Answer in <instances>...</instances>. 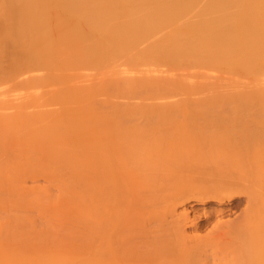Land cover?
Returning <instances> with one entry per match:
<instances>
[{
	"label": "bare ground",
	"instance_id": "bare-ground-1",
	"mask_svg": "<svg viewBox=\"0 0 264 264\" xmlns=\"http://www.w3.org/2000/svg\"><path fill=\"white\" fill-rule=\"evenodd\" d=\"M0 6V78L26 73L37 77L43 71L52 84L69 86L81 70L100 74L125 60L134 68L145 64L143 72L146 64L151 63L150 68L156 62L175 68L180 78L166 80L156 65L165 80L155 81V75L154 88L180 90L184 96L173 93L174 99L181 98L176 104L168 99L179 117L176 109L167 111L164 98L153 102L166 108H150L152 102L125 105L129 110L132 104L126 122L143 113L145 123L140 116L139 125L122 123L126 116L121 112V122H103V108L93 107L96 101L89 97L82 105L59 109L36 106L33 111L23 102L0 107V264H208L210 259L213 264H264V113L248 122L238 112L229 117L195 111L192 128L187 117L190 106L217 109L231 104L264 110V0H5ZM7 45L11 52L5 50ZM184 67L203 69V74H195L201 79L207 76L205 70H217L229 77L246 75L253 82L237 84L231 92H208L211 84L192 81L191 74L181 73ZM151 72L137 77L148 79ZM137 80L117 83L125 82L129 93L139 85L152 90V79ZM71 85L70 91L90 92L73 86L74 81ZM103 91L109 93L106 86L94 93ZM150 93L158 97L156 91ZM199 95L202 98H196ZM116 106L112 114L119 112ZM204 116L207 128L201 122ZM210 164L213 171L207 173L204 167L209 170ZM40 179L53 185L57 181L60 195L69 199L48 202L51 194L38 185ZM30 182L34 187H27ZM241 187L249 189L253 206L244 223L233 228L229 220H221V204ZM180 190L176 199L195 192L201 196L195 203L174 201ZM30 196L41 208L45 201L49 208L52 200L63 203L48 209L59 223L26 226L23 210L25 203L33 202ZM210 198L217 207L207 210L208 217L202 211L208 219L201 222L197 209ZM72 217L84 223L86 233L68 227ZM213 217L217 220L208 229ZM202 228L207 230L202 233Z\"/></svg>",
	"mask_w": 264,
	"mask_h": 264
},
{
	"label": "rangeland",
	"instance_id": "rangeland-1",
	"mask_svg": "<svg viewBox=\"0 0 264 264\" xmlns=\"http://www.w3.org/2000/svg\"><path fill=\"white\" fill-rule=\"evenodd\" d=\"M2 1V3H0V4H3V2L5 1H3V0H0V2ZM0 8H2V6H0ZM8 46V45H7ZM6 46V47H7ZM5 47V46H4ZM10 47L8 46L7 47V49L5 48V50L6 51H8V49H9ZM12 51V48H10L9 49V52H11ZM120 62V61H119ZM118 63V62H117ZM117 63L115 64V65H113V66H111L110 68H107L106 70L105 69H103V70H100V74H98L97 72L95 73V70H94V72H93V70L91 71V70H86V72L83 74V70H81L82 71V74H81V76H80V74L77 76V74H78V72L80 71V70H78V72L77 73H75V75L77 76V77H75V78H73L72 79V82L69 84V86L72 84L73 85V81H74V83H75V85H73V86H75L76 87V85L78 86V87H81V86H84V88H88L89 89V91L90 92H88V91H83V92H73V91H70V87L69 86H67V85H65V84H62V83H60V82H56L57 84H52V81H50V80H47L46 79V76L44 75L45 74V72L44 73H41V72H43V71H39L38 73L40 74H38L37 72H35L36 74H38L37 75V77H33V75H32V77H30V74H27L26 73V76H25V74H24V76L23 75H18V76H15V77H13V78H8V77H6V78H0V107H4V108H8V107H10V106H13L14 104L16 105H18V104H22V103H20V102H23V104H22V106H24V107H26L28 104H29V107H34L33 109H30V110H33L34 111V109L35 108H37V107H40V109H48V110H50V109H59V108H61V107H67V106H71V107H75V106H78V105H82V99L84 98V97H89V98H91L90 100L92 101V99L94 100L92 103L94 104V102L96 101V103H95V105H92V103L91 104H89V105H92L93 107H98L99 105H100V107H102L103 108V110L100 108V107H98V108H100V112L101 113H104V117H103V119L102 120H104L103 122H109V123H111L110 121L111 120H109L110 118H112V120L113 119H116L117 121H120L124 116H126V118H128L129 116H130V114H131V112H129V110L131 111V106H132V104L133 105H135V107L137 106V103H138V106H140V104L141 103H143V105L145 104V105H149V102H152V103H150L151 104V106H152V104L153 103H155V105L153 104V106L151 107L150 105H149V107L150 108H166L167 106L169 107V108H167L168 110L167 111H171V112H175L176 110H177V113L179 112L178 110V108L176 109V107L174 108V110H173V107L171 108V106H169V104H171V103H173V102H175V104H176V101H177V103H179V100H181V98L183 97L184 98V96L183 95H181L180 94V90H178V91H176V90H174V89H171V88H167L166 89V87H164V86H156L157 88L155 89L154 87H155V85H157V82H155V81H160V79L158 78V77H161V79L162 80H165V77L164 76H166V80H167V78H169L168 80H171L170 82H172V83H174L173 81H178V80H175L174 78H180L179 76H177L176 74H178V73H180V72H178V73H176L175 71V68L174 69H171V68H173V67H169L168 65H166V63H164L165 64V67H164V64L162 63V67L161 66H159L156 62H154V63H152V67H150L149 68V64H150V66H151V63H149V64H146V66H148V68L150 69V70H153V72H151V71H147V69H146V71H143L142 72V70H144L143 68L145 67V64H143V65H140V67L141 66H144L142 69L139 67L138 68V66H137V68H136V66H135V68L133 67V65L131 64V65H129V66H132V67H129L128 66V64L129 63H127L126 64V61L124 60H121V62L120 63H118V65H117ZM126 64V65H125ZM156 65H158V67L160 68V72H161V70H162V72H165V73H167V74H165V73H162L163 75V77L161 76V75H158V74H161L160 72H158V67L156 66ZM167 66V67H166ZM118 67V68H117ZM154 67V68H153ZM163 67H164V69H163ZM188 67V66H187ZM134 70H132V69ZM146 68V67H145ZM151 68H153V69H151ZM185 68V67H184ZM126 69V70H125ZM139 69V70H138ZM120 70V71H119ZM129 70H131V71H129ZM136 70V71H135ZM141 70V71H140ZM155 70H156V72H155ZM173 70H175V71H173ZM74 71V70H73ZM91 71V72H90ZM124 71V72H123ZM167 71V72H166ZM181 71V70H180ZM203 71V69L202 70H200V69H196V68H185L184 70H182V74L183 73H189V75L191 76V77H193L192 78V81H198V82H206V83H209V84H211V88L212 89H210L208 92H215L216 90H224V91H226V90H234V89H236V85L237 84H242V83H249L250 81H252L253 82V80H248V78L246 77L245 78V76L243 77V76H240L239 74L238 75H231L230 77L229 76H227L226 74L224 75V74H221L220 72H216L217 70H215V71H213V70H205V72H207L206 73V77L205 78H203L202 77V79H201V77H198V79L196 80L195 78H197L196 76H195V74L197 73V72H202ZM213 71V72H212ZM118 72H122V73H125V74H122V73H118ZM128 72V74H126ZM134 72V73H133ZM142 72V73H141ZM148 72H151V74H149L148 76L152 79H150V78H148L147 79V76L146 75H143V78H144V80L146 79L147 81L149 80H151V84H149V89H151L152 88V90L150 91V92H155L156 91V93H158V94H156V95H158V97L156 96V97H151V95H153L152 93H150V92H148L147 90V88H148V86H147V90H145V87H143L142 85H139V86H135V89H134V87L131 89V93H133L132 95H130L131 93H129L130 92V89H129V91L127 90L128 88L126 87V84H124L125 85V91L122 93V90H124V88L123 87H120V86H122L123 85V83H125V82H130L129 80H132V81H136L137 79H139L140 77H137V76H142V74L144 73V74H146V73ZM158 72V73H157ZM169 72H174L173 74H170ZM31 73V72H30ZM34 72H33V74H35ZM79 73H81V72H79ZM116 73H118V74H116ZM132 73V74H131ZM176 73V74H175ZM187 73V74H188ZM106 74V75H105ZM131 74V75H130ZM169 74V75H168ZM198 75H200L199 73H197ZM196 74V75H197ZM202 74H203V72H202ZM201 74V75H202ZM29 75V76H28ZM103 75H105V76H103ZM136 76V80H134V78H131L130 76ZM151 75H154V76H151ZM155 75H158V76H156L155 77ZM192 75H194V76H192ZM36 76V75H35ZM102 76L104 77V78H102ZM145 76V77H144ZM203 76V75H202ZM115 79H114V78ZM116 77H117V79H116ZM122 77H124V78H122ZM128 77H130V79H128ZM155 77V78H154ZM173 79H172V78ZM38 78V79H37ZM40 78H41V80H40ZM111 78H113L114 80H118V81H115L114 82V80L112 81L111 80ZM143 78L141 77V80L139 79V81H142L143 80ZM153 78L154 79H156L155 81L153 80ZM164 78V79H163ZM32 79H33V81H32ZM35 79V80H34ZM44 79H46L45 80V82L44 83H40V81H42V80H44ZM76 79H78V81L76 80ZM121 79V80H120ZM123 79V80H122ZM157 79H159V80H157ZM191 79V78H190ZM264 79V76L263 77H261L260 78V80H263ZM76 80V81H75ZM110 80H111V82H113V83H115V86L116 85H118V86H114V84L112 85V83L110 82ZM126 80V81H125ZM259 80V81H260ZM36 81H38L39 82V84L38 85H36L37 83H36ZM121 81H125V82H123L122 84H120L121 83ZM138 81V80H137ZM138 81V82H139ZM153 81V82H152ZM111 84H110V83ZM117 82H120V83H117ZM168 83H169V81H167ZM154 83H156L155 85H153ZM213 84H215V85H213ZM71 85V86H72ZM107 85H110V86H107ZM123 85V86H124ZM179 85V84H178ZM218 85H221L222 87H218ZM231 85H233V86H231ZM72 86V87H73ZM102 86H106L107 87V90H109V93L107 94V92L106 91H103V92H99V93H94L96 90H99ZM115 88H114V87ZM141 86V87H140ZM151 86V87H150ZM217 86V87H216ZM251 86L252 87H254V85H252L251 84ZM260 86H264V84H261ZM111 87V88H110ZM118 87H120L121 88V90H120V88H118ZM136 87H137V89H136ZM140 87V88H139ZM160 87V88H159ZM82 88V87H81ZM154 88V89H153ZM134 89V90H133ZM140 89V90H139ZM141 89H142V91H141ZM244 88H237V90H243ZM118 90H120V92H118V93H116L115 91H118ZM135 90H137L136 91V94L134 93L135 92ZM160 90V91H159ZM168 90V91H167ZM141 91V92H140ZM148 92V94H149V96H148V94H146V92ZM161 91H162V93L164 92V94L165 95H162V93H161ZM173 91V92H172ZM223 91V92H224ZM230 91V92H231ZM125 92H126V94L127 95H129V96H127L126 94H125ZM140 92V93H139ZM143 92H145V94L143 93ZM169 92V93H168ZM171 92V93H170ZM178 94V95H176V93ZM208 92H205V93H208ZM173 93H175V95L178 97V96H180L181 98H179V100H178V98L177 99H174L175 98V96L174 95H172ZM109 94H110V96H109ZM118 94H120V95H118ZM124 94V95H123ZM135 94V95H134ZM155 94V93H154ZM166 94H168V96L166 95ZM210 94H212V93H210ZM162 95V96H161ZM171 95V96H170ZM154 96V95H153ZM160 96L162 97V99H160ZM174 96V97H173ZM59 97L60 98H64V99H62V100H59ZM109 97H111V98H109ZM168 97V98H167ZM112 98H114V99H112ZM163 98H164V100H163ZM172 99L173 98V100H171V101H173V102H169V100L168 99ZM196 98H202V95L200 96H197ZM58 99V100H57ZM158 99V101L159 100H163V101H161L162 103H164V101L165 100H168V101H165V103L167 102V106L165 105H162L161 104V102H157L159 105H160V107L158 106V105H156L157 103L156 102H153L154 100H157ZM112 100V101H111ZM113 100H114V102H113ZM24 101H25V103L26 104H24ZM30 101V103H28ZM115 103V104H111V103ZM105 103L107 104V106H105ZM120 104L119 106H118V104ZM130 103H132L130 106H129V110H128V107H127V110L125 109L126 108V106L125 105H129ZM140 103V104H139ZM164 103V104H165ZM97 104V105H96ZM110 104H111V106H110ZM174 104V103H173ZM26 105V106H25ZM33 105V106H32ZM115 105H117L118 106V108L120 109H118L117 108V106H116V109H118V111L119 112H117V114H112V106H114L115 107ZM142 105V104H141ZM37 106V107H36ZM162 106V107H161ZM28 107V106H27ZM108 107V108H107ZM111 107V108H110ZM113 107V108H114ZM125 107V108H124ZM134 107V106H133ZM143 107H145V106H143ZM142 107V108H143ZM148 107V106H147ZM147 108V109H150V108ZM199 107H201V106H198V108ZM105 108V109H104ZM106 108H107V110H106ZM142 108L140 107V112L142 111ZM171 108V109H170ZM189 108V107H188ZM188 108H186V110L188 109ZM193 108V109H192ZM202 109H197V107L196 108H194V107H192V106H190V108L187 110L188 112H189V114H190V112H192V114L190 115V116H187L189 119H188V126L190 125V128H192L191 126H193V125H195L194 123H193V121H191L192 119H191V116L193 115V114H195L196 112L197 113H200V114H202V113H207V112H212V113H215V114H217L216 112H218V114H219V112H220V114H226V115H229V117L231 116V114H233V113H239V114H243V116L244 117H242L244 120H254V119H257L258 117H259V114H261V113H264L262 110H259V109H257V108H233V106L231 105V104H229L228 106H225V107H222V108H209V107H205L206 109H204V107H201ZM27 109V111H28V109L29 108H26ZM38 109V108H37ZM115 109V108H114ZM115 109V110H116ZM133 109H137V108H133ZM139 109V108H138ZM138 109H137V111H138ZM176 109V110H175ZM211 109V110H210ZM105 110H106V113H105ZM109 110V111H108ZM114 110V111H115ZM123 112H122V111ZM151 110V109H150ZM156 110V109H155ZM180 110H182V109H180ZM186 110H182V112L184 111V113L186 114V113H188ZM200 112H199V111ZM117 111V110H116ZM186 111V112H185ZM196 111V112H195ZM201 111H204V112H202L201 113ZM29 112H32V111H29ZM107 112H110V115L108 114V116H110V117H108V116H106L107 115ZM123 114V113H125V115L123 116L121 113ZM135 112V111H134ZM142 112H144V111H142ZM235 113V114H236ZM119 114V115H118ZM132 114H133V112H132ZM138 114V117L136 118L135 117V115L136 114H134V117L135 118H132L131 120H130V122H126L127 120L129 121V119L131 118H128V119H126V118H123V120L126 122H122V123H124L125 125H131V123H132V121L133 122H136V124H138L139 125V123L138 122H140V121H142V122H140L141 124L143 123V120H142V118H140V116L143 114H140L139 115V112L137 113ZM238 114V115H239ZM115 115V116H114ZM122 115V116H121ZM181 114H180V112H179V115L178 114H176V116H180ZM226 115L224 116V118L226 117ZM132 116V115H131ZM137 116V115H136ZM176 116H174V118L176 117ZM183 113H182V116H181V118H183ZM205 116H207L206 114H205ZM204 116V117H205ZM210 116V115H209ZM234 116V115H233ZM258 116V117H257ZM133 117V116H132ZM141 117H143V119H144V123H145V119L146 118H144V116H141ZM200 117V116H199ZM228 117V116H227ZM226 117V119H230L229 117L227 118ZM232 117V116H231ZM121 118V119H120ZM180 118V120H183V119H181ZM192 118H193V116H192ZM201 118H203V117H201ZM210 118V117H209ZM120 119V120H119ZM177 119H179V118H177ZM177 119H173V122L174 123H176V122H178V121H180V120H177ZM185 119V118H184ZM191 119V120H190ZM205 120H201V119H195V120H201V122H202V124H203V126H204V128H205V126L207 125V123H204V121L206 122L207 120L206 119H208V117H205L204 118ZM232 119V118H231ZM154 120L155 119H153V122H154ZM168 120V119H167ZM194 120V119H193ZM194 120V121H195ZM101 121V120H100ZM122 121V120H121ZM120 121V122H121ZM152 121V120H151ZM150 121V122H151ZM171 121V120H170ZM183 121H186V120H183ZM210 121V120H209ZM248 121V122H249ZM181 122V121H180ZM197 122V121H196ZM201 122H199L200 123V125H201ZM130 123V124H129ZM152 123V122H151ZM198 123V122H197ZM135 124V125H136ZM206 124V125H205ZM133 125H134V123H133ZM199 125V126H200ZM201 127H202V125H201ZM208 126H206V128H207ZM203 128V127H202ZM193 129H194V127H193ZM192 129V130H193ZM203 146H205V145H203ZM202 146V150L204 149V148H206V147H203ZM200 149H201V145H200ZM205 150V149H204ZM208 165V164H207ZM204 167V166H203ZM209 168V166H205L204 168L207 170V173L211 170V172L213 171L212 169H213V167L214 166H212V164H210V169L208 170L207 168ZM184 169V168H183ZM204 169V170H205ZM206 170L204 171V172H206ZM215 173V172H214ZM200 177H203V176H200ZM200 177H197V179L198 180H200L201 178ZM215 178V177H214ZM213 177H212V179H214ZM218 178V177H217ZM203 179V178H202ZM220 179V178H219ZM200 181H202V180H200ZM214 182H215V180H213ZM218 181V179L216 180V182ZM54 182V185H53V183L52 184H50V182H48L46 179H40V181L38 182V185H40V187L41 188H47L48 189V194H51L50 196V198L48 199V202L50 201V199L51 198H53V199H55L57 202H60V198L62 199L63 198V200L66 198L65 196L63 197V194H61L60 195V191H59V189H58V187L56 188V185L58 184V182L57 181H53ZM55 182H57V184H55ZM218 182H221V179L218 181ZM223 182V181H222ZM243 184H245V183H243ZM33 184L30 182L28 185H27V187L28 188H32V187H34V186H32ZM58 186V185H57ZM245 186H247V185H245ZM242 187H244V185H242ZM242 187H241V189H242ZM248 188L247 187H245L244 188V190L242 189V190H239L237 193H235V196L233 197L232 196V198H230V199H225L223 202L225 203V204H221L222 205V207L221 208H223L224 209V211L225 212H223L224 214H222L223 215V217L221 218V216L219 215L218 217H219V219L221 218V220L222 221H226L227 222V220H229L230 221V223L229 222H227V224L228 225H231V226H233V228L234 227H238V226H241L242 225V223H244V220H245V218H246V215L248 214V211L250 210V208H251V205H252V203H251V198H250V196H249V189L247 190ZM247 190V191H246ZM181 191L182 190H180L179 192H177L176 194H175V196H174V201H183V200H185V201H188V203L189 202H196V199H198L200 196H201V194H199L198 192H195L194 194H188L187 196H185L184 198H182V199H176V197H178L179 196V194H181ZM172 193H175V192H172ZM26 196V195H25ZM60 196V197H59ZM31 197V200H32V196H30ZM30 197H29V199H25L24 201H26L27 202V200L29 201L30 200ZM59 199V200H58ZM67 199H69V197L67 196ZM67 199H65L64 201H67ZM34 200V199H33ZM32 200V201H33ZM62 200V201H63ZM253 201V200H252ZM30 202V203H29ZM29 202H27L28 204H30V205H26V203L24 204V206H26L25 208H24V210H23V213H24V223L26 224V226H28V227H33V228H36V229H39L40 228V225L42 224V223H44V222H46L47 220H49V221H55L56 223H59V221H57V220H55V219H53V216L50 214V212H49V210L48 209H51L52 208V204H54V206L55 205H58V204H60V203H53V200H52V203H51V208H49V203H46L47 201H45L44 203H43V207L41 208V207H37L36 205H37V203L35 202V201H33L32 203H31V201H29ZM34 202L36 203V205L34 204ZM62 203V202H61ZM254 204V203H253ZM60 205H63V203L62 204H60ZM59 205V206H60ZM216 205V200H212V198H210L209 200H207L206 201V203H202V204H200V206H199V208H201V209H197V211H198V213H196V214H198V218L201 216V218H199V219H202V220H199V221H201V222H205V221H207V215L208 214H206V212H207V210H208V212L209 211H213V209L214 208H216L217 206H215ZM40 206V205H39ZM53 206V207H54ZM225 206V207H224ZM253 206V205H252ZM56 207V206H55ZM55 207L54 208H52L51 210H53V209H55ZM61 207V206H60ZM203 207H204V209H203ZM47 209V211L45 210V209ZM56 209H59V207H56ZM60 209H62V207L60 208ZM66 210L67 208H63V210ZM50 210V211H51ZM205 210V211H204ZM56 211V210H55ZM203 211V213H205L206 214V216H205V214L202 216V212ZM57 212H59V211H57ZM205 216V217H204ZM216 218H218L217 216H215ZM215 217H213L212 219H210L209 220V222H211V223H209L208 224V226H207V224H206V226L205 227H207L208 229L210 228V225H212V222H214V221H216L217 219L215 218ZM205 218H207L206 220H204ZM216 220H215V219ZM224 218H225V220H224ZM227 218V219H226ZM76 219H79V218H77V217H72V220H71V222H70V225H68V227H70V229L72 230V231H76V232H78V233H86V231H87V227L85 228V226L83 225L84 223H82V225L80 224V223H78V221L76 220ZM214 219V220H213ZM213 220V221H212ZM233 221V222H232ZM215 223V222H214ZM233 224V225H232ZM241 224V225H240ZM236 225V226H235ZM230 227V226H229ZM207 228L206 229H203L204 231H202V229H200V231H202V233L203 232H205V230H207ZM232 228V229H233ZM225 229L227 230L228 229V227H225ZM232 231V230H231ZM77 236H79V235H77ZM70 241H72V238L70 239ZM213 247V246H212ZM213 249H214V247H213ZM218 249H221V248H217L216 250L218 251V253L220 252V250H218ZM222 250V249H221ZM216 251V252H217ZM210 252V251H209ZM220 254V253H219ZM217 256H220L221 257V254L220 255H217ZM219 257H217L216 259H218ZM211 261H209V263L211 262L212 264H213V259H210ZM219 260V259H218ZM220 260H222V259H220ZM223 261V260H222ZM221 261V262H222ZM219 263H220V261H218ZM208 263V264H209ZM210 263V264H211ZM215 263H217V261L215 262ZM214 263V264H215ZM223 263H224V261H223ZM230 264H233V262L232 263H230Z\"/></svg>",
	"mask_w": 264,
	"mask_h": 264
}]
</instances>
